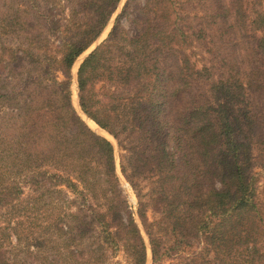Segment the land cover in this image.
<instances>
[{
  "label": "trees",
  "instance_id": "trees-1",
  "mask_svg": "<svg viewBox=\"0 0 264 264\" xmlns=\"http://www.w3.org/2000/svg\"><path fill=\"white\" fill-rule=\"evenodd\" d=\"M40 1L25 3L33 10L31 21L18 14L14 29L0 31V172L10 166L21 175L29 168L25 182L35 192L72 189L83 196L77 213L67 216L72 225L64 231L65 264H105L120 251L128 264H146L147 244L121 188L114 145L72 103L73 65L122 0H62L60 10V0H43L44 11ZM207 1L211 20L195 17V25L176 0H145L130 19L131 30L118 17L109 37L79 67V102L120 145L126 133L128 164L122 172L137 193L154 264L195 243H204L206 255L197 253L183 264H221L229 262L226 257L238 264L240 246L248 250L246 262L261 264L254 240L264 231V213L252 168L255 147L264 145V36L256 33L264 28V12L247 5L248 11L245 0ZM130 3L121 15L129 14ZM248 25L255 30L250 36ZM10 34L15 47L4 43ZM186 39L205 45L210 39L219 74L214 66L190 65ZM259 160L264 167V158ZM145 171L157 175L149 177L153 187L147 194L160 220H149L142 201ZM18 182L0 191V206L20 199ZM2 229L6 235L15 227ZM89 234L96 238L92 248H80L75 241ZM1 241L0 264H19Z\"/></svg>",
  "mask_w": 264,
  "mask_h": 264
},
{
  "label": "rangeland",
  "instance_id": "rangeland-1",
  "mask_svg": "<svg viewBox=\"0 0 264 264\" xmlns=\"http://www.w3.org/2000/svg\"><path fill=\"white\" fill-rule=\"evenodd\" d=\"M27 1L28 0H0V31L3 28L11 29L9 27H12L14 29V19L18 14L24 17V20L26 21L32 20L34 15L33 13H30V11L32 12L33 10L30 8L29 3L27 6L25 5ZM128 1L131 2L129 14L121 15ZM144 1L145 0H122L120 2L118 9L113 14L108 25L106 26L100 37L97 39V41L94 42V44L88 50H86L74 63L72 68L71 90L72 103L78 114L97 134L106 137L114 145L116 172L120 180V185L127 195L130 208L134 211L135 217L142 230V234L147 244L146 264H154L149 236L142 221L138 217L137 211L139 199L137 193L130 181L122 172L123 166H125L126 168L127 163L126 143L127 145H129L128 138L126 139V133L123 134L122 145H120V142L111 133L101 128L95 121L84 114L79 102L77 82L79 67L83 60L95 49L94 47L96 43H98V46L109 37L113 27L118 21V17L120 16L121 17L119 19V22L121 23L122 27L126 30H131L130 19L136 15V10L144 5ZM176 1L179 11L182 13V15H190L188 20L190 25H195V17L197 18L203 16L202 19L211 20V15L205 16L206 12H211V10H213V7L210 6V1ZM198 1L201 2V4H199ZM40 4L41 10L44 11L45 1H40ZM62 5L63 1L60 0L56 9H62ZM247 5L250 8H255L264 12V0H245L244 7L248 10ZM57 10H55L56 13ZM6 24H11L13 26H7ZM254 31L255 30L250 25H248V35H252ZM256 33L260 36H264V28L257 30ZM247 40L248 38H244L242 39L241 43L246 42ZM209 41L210 39H208L207 44L205 45V41L199 39H195L192 42L190 39H186L183 44L184 54L188 56V61L191 66L194 65L197 69H203L204 67H209L211 69V67L214 66L215 70H211L215 71V74H219V65L214 61V59L212 58V53L208 50L209 47L212 46L208 43ZM4 43L13 47L18 44L17 41H14V36L12 34L4 38ZM60 78H63V76H60ZM98 87H101V85L99 84ZM6 90L12 91L13 88H5V91ZM75 97L78 99L77 104L75 103ZM260 111H264V105L260 109ZM86 118L90 120L88 121ZM247 133L248 130L245 126H243V136L247 135ZM255 140L256 138H253V141ZM260 147L261 149H264V145L261 144ZM261 149L258 150L256 147L254 149V155L257 157V160L254 161L252 172L258 173L257 176L259 182L257 194L259 198L257 202L259 204V208H261V211L264 213V167L260 164L261 160H259V157H262V159L264 158V150ZM261 151H263V153ZM14 161L15 160L13 159H10V161L8 160V162L10 164L12 163V165L14 164ZM7 168V171L0 172V191L3 189H8L10 187L16 188V186L14 185V181H22L18 182L20 183V186L17 188L18 190L22 189L20 190L22 191V193H20V191V194L18 193L20 199L15 200L9 205L0 206V237L2 239L1 243L5 245L7 256L10 258V260L17 261L19 264H65L64 259H60V257L62 258L63 256H65L67 248L66 241L68 235H66L64 231L65 229H67L68 225H72L71 222H69V220H71V217L67 216H69L68 214L77 213L79 204L83 203L84 201L83 196L81 194L72 192V189H70V191L65 190V193L61 194L55 192L54 190L44 191L43 188L37 193L33 190L34 187L30 184V182H25V180L30 181L29 176H31V172L28 170L29 168L25 169L23 171V174L21 175H18L17 173L14 175L12 170L15 171V169H10V166L4 167V169ZM145 175L147 177H144V179L141 180V186L143 187L141 193L144 195L142 201L148 203L146 207L147 217H149L150 221H153L154 219L159 218L160 214L158 212H155L153 206L151 205V198L147 193L151 192V189L153 187L152 181L149 177L151 176L152 180H155L157 175L154 173V171H145ZM62 188L65 189L66 187L62 186ZM80 188L82 187L80 186ZM41 194H44L43 197L41 196ZM89 201L90 200H88L86 204H88ZM63 216H65L64 219ZM8 224L12 227H15V229L12 233H6V235H4L2 228ZM159 226L161 225L155 224V230L158 231V233L160 232L161 234L163 232L162 230H160ZM263 228L264 226L262 227V229ZM256 235L257 237L254 240V243L259 249L260 253L263 255V257L260 259V263L264 264V231H260V233L257 232ZM88 238H90V240H88ZM95 239L96 238L95 236L93 237V234L92 237L89 234L82 242L75 241V243L80 245V248L84 247V249L88 250L92 248ZM203 247L204 243H195L192 246L183 245L179 252H177L173 256L164 257L158 264H183L192 259L193 256L197 253L202 252L204 255H206V251L203 249ZM247 251L248 250L246 249V246H240L238 247V251H235V255L238 258V264H250L246 262V259L243 256V254H247ZM213 257V252L210 254L208 253L207 258L212 259ZM224 260L232 262L230 257H226ZM229 262L221 264H232ZM105 264H128V260L126 258V254L123 251H120L115 256H111L109 259H107L105 261Z\"/></svg>",
  "mask_w": 264,
  "mask_h": 264
},
{
  "label": "bare ground",
  "instance_id": "bare-ground-1",
  "mask_svg": "<svg viewBox=\"0 0 264 264\" xmlns=\"http://www.w3.org/2000/svg\"><path fill=\"white\" fill-rule=\"evenodd\" d=\"M77 101H78V99L75 97V103L77 104ZM78 108H79V105H78ZM83 115V114H82ZM85 117V116H84ZM88 121L90 120V119H88V118H86Z\"/></svg>",
  "mask_w": 264,
  "mask_h": 264
},
{
  "label": "water",
  "instance_id": "water-1",
  "mask_svg": "<svg viewBox=\"0 0 264 264\" xmlns=\"http://www.w3.org/2000/svg\"><path fill=\"white\" fill-rule=\"evenodd\" d=\"M97 44H98V43H96V45H95V47H94V48H96ZM92 50H93V49H92ZM89 52H90V51H89Z\"/></svg>",
  "mask_w": 264,
  "mask_h": 264
}]
</instances>
